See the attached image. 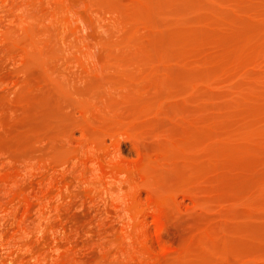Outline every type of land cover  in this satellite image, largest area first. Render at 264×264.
Listing matches in <instances>:
<instances>
[{
	"label": "rangeland",
	"instance_id": "obj_1",
	"mask_svg": "<svg viewBox=\"0 0 264 264\" xmlns=\"http://www.w3.org/2000/svg\"><path fill=\"white\" fill-rule=\"evenodd\" d=\"M0 264H264V0H0Z\"/></svg>",
	"mask_w": 264,
	"mask_h": 264
}]
</instances>
